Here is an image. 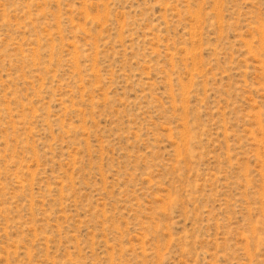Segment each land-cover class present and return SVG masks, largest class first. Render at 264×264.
Instances as JSON below:
<instances>
[{
	"label": "rangeland",
	"instance_id": "374dc122",
	"mask_svg": "<svg viewBox=\"0 0 264 264\" xmlns=\"http://www.w3.org/2000/svg\"><path fill=\"white\" fill-rule=\"evenodd\" d=\"M0 264H264V0H0Z\"/></svg>",
	"mask_w": 264,
	"mask_h": 264
}]
</instances>
